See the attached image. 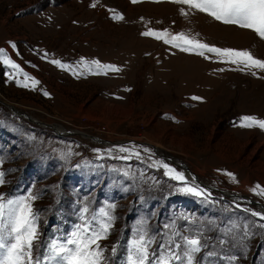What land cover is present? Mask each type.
<instances>
[{
    "label": "rangeland",
    "instance_id": "obj_1",
    "mask_svg": "<svg viewBox=\"0 0 264 264\" xmlns=\"http://www.w3.org/2000/svg\"><path fill=\"white\" fill-rule=\"evenodd\" d=\"M149 30L247 49L264 60V39L253 31L173 0H0V49L22 69L0 58V100L60 130L87 133L59 136L0 101V197H36L29 201L39 232L34 256L67 237L82 216L115 205L100 242L104 264H126L140 231L158 249L173 223L185 235L203 228L208 247L196 254L198 264H264V220L251 214L264 213L260 207L189 180L154 148L182 159L208 184L264 204L253 191L264 188V129L241 126L243 116L264 119V68L184 51L142 35ZM165 163L185 181L165 175ZM186 186L210 195L179 190Z\"/></svg>",
    "mask_w": 264,
    "mask_h": 264
},
{
    "label": "snow or ice",
    "instance_id": "obj_2",
    "mask_svg": "<svg viewBox=\"0 0 264 264\" xmlns=\"http://www.w3.org/2000/svg\"><path fill=\"white\" fill-rule=\"evenodd\" d=\"M133 2L135 3L137 0H133ZM173 2L188 5L224 24L249 29L264 39V0H173ZM92 7H96V4H93ZM181 11L183 12V9ZM116 19H123V16L117 15ZM142 35L154 36L169 44L176 43L177 47L183 45L184 51H198L200 55H204V50H207L231 60L232 63H243L246 67L264 68V60L254 57L247 49L237 50L209 46L199 40L187 37L184 33L167 38L169 34L166 30L164 32L149 30ZM0 58L5 64L22 71L18 64L7 55H3L2 49H0ZM52 63L65 67L58 60H53ZM92 63L100 66L99 61ZM103 67L115 69L114 65ZM31 80L33 86L39 83L34 78ZM23 86L28 87L29 85L24 83ZM194 99H200V97H194ZM241 126L247 128L258 126L264 129V119L243 116L241 117ZM120 151L128 152L129 149L121 148ZM137 155L139 154L137 153ZM123 158L127 159L128 157ZM160 166L166 169L165 175L178 181H185L182 172H177L166 163ZM227 174L233 176L232 173ZM3 175L0 172V184L4 183ZM179 190L196 196L210 195L207 190L192 186H186ZM257 190H259L258 194L264 195V188L260 185H256L253 189V191ZM35 199L36 197L31 194L28 197L8 199L6 202L0 197V264H104L105 249L101 247L100 242L107 238L112 229L114 217L111 215V209L115 205L100 208L98 214H93L91 218H87L86 215L82 216L83 222L76 225L75 230L67 237L63 240H50L44 254L34 256V247L36 249L40 247L37 243L39 232L36 224L37 217L33 213L29 201ZM236 206L240 207V205ZM88 211L87 207L82 209L83 214H87ZM251 214L264 220V213L252 212ZM260 226L264 227V224ZM164 227L171 229V235L165 234L167 238L159 244L158 249L152 248V245L156 243L154 237H150L144 231L138 232L137 237L130 242L126 264H198L196 254L208 247L207 238L203 237V228L185 235L176 229L174 223L166 224ZM245 228H247L246 225ZM231 231V228L227 229L228 233ZM177 237H179L178 241ZM224 242V240H220L221 244ZM111 251L115 254L116 248L113 247ZM207 255L212 256L214 253L208 252ZM229 259L235 260L236 258Z\"/></svg>",
    "mask_w": 264,
    "mask_h": 264
},
{
    "label": "water",
    "instance_id": "obj_3",
    "mask_svg": "<svg viewBox=\"0 0 264 264\" xmlns=\"http://www.w3.org/2000/svg\"><path fill=\"white\" fill-rule=\"evenodd\" d=\"M0 101L3 102L13 114H15L17 116H21V117H23L29 121H32V122H34L40 126H44V127L50 126L56 132V134L59 136L73 135V134L77 133L75 131H63V130L60 131L55 125L46 124L44 121H41L40 119L34 117L33 115L21 110L20 108L15 107L13 104L8 103V102H4L3 100H0ZM85 135H87V134H85ZM91 137L95 140H98L101 143L113 142V141H107V140H105V139H103L97 135H93ZM154 148H155V152L158 156L163 158L165 161L170 162L171 164L183 169L185 171L186 177L189 180H192L193 182H196L197 184H199V185H201L207 189L216 190V191L222 193L223 195H225V196H227V197H229L235 201H240V202L241 201H243V202L247 201V202H250L251 204L256 205L258 208L261 204H263L262 202H260L256 199H252V198L247 197L245 195L232 193V192H229V191H226V190H223V189H220V188H217V187H214V186L208 184L207 182L201 180L197 174H194L193 171L191 170V168L189 167V165L186 162H184L182 159H180L178 157H172L170 154L166 155L163 153V151L159 150L155 146H154ZM192 175L194 177H192Z\"/></svg>",
    "mask_w": 264,
    "mask_h": 264
},
{
    "label": "bare ground",
    "instance_id": "obj_4",
    "mask_svg": "<svg viewBox=\"0 0 264 264\" xmlns=\"http://www.w3.org/2000/svg\"><path fill=\"white\" fill-rule=\"evenodd\" d=\"M59 126H61V125H59ZM57 128L60 130L59 127H57ZM61 129H63L64 131H68L67 129H64L62 126H61ZM60 131H61V130H60ZM71 131H75V132L80 133V134H83V135L87 134V133H84V132H80V131H78V130H71ZM90 137H91V136H90ZM157 148H158L159 150L163 151L164 154H166V152H165L164 150H162V149L159 148V147H157ZM166 155H168V154H166ZM172 157H173V156H172ZM194 174H195V173H194ZM192 177H194V176L192 175ZM193 179H194V178H193ZM259 207H260V210L264 212V205L261 204Z\"/></svg>",
    "mask_w": 264,
    "mask_h": 264
}]
</instances>
